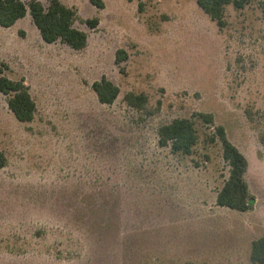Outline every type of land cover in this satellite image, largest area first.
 <instances>
[{"label":"rangeland","instance_id":"1","mask_svg":"<svg viewBox=\"0 0 264 264\" xmlns=\"http://www.w3.org/2000/svg\"><path fill=\"white\" fill-rule=\"evenodd\" d=\"M61 1L88 35L82 50L45 42L29 14L0 26V76L24 80L37 106L23 123L0 95V264H254L252 242L264 235V0L228 5L222 28L197 0H143V11L139 0ZM104 76L121 90L111 105L92 88ZM131 93L147 103L131 107ZM179 118L196 122L191 155L159 144L160 127ZM217 126L248 159V212L217 205L231 170L221 141L210 142Z\"/></svg>","mask_w":264,"mask_h":264},{"label":"trees","instance_id":"2","mask_svg":"<svg viewBox=\"0 0 264 264\" xmlns=\"http://www.w3.org/2000/svg\"><path fill=\"white\" fill-rule=\"evenodd\" d=\"M48 7L39 0H31L28 4L22 0H0V26L10 28L28 14L39 29L43 40L49 44L61 41L75 50H82L88 44V35L74 26L77 18L75 9L68 7L61 0H49ZM97 8H105L104 0H90ZM139 9L144 10L143 0H139ZM251 0H197L199 7L216 21L222 28L225 24V10L228 5L236 9H244ZM86 23L96 28L99 18L86 20ZM128 58L125 50L117 53V62L121 63ZM1 74V71H0ZM99 101L102 104H113L120 95V88L107 77L95 81L92 85ZM9 97L8 106L15 117L23 123L32 122L37 112L36 103L24 80L15 81L0 76V95ZM126 101L131 107L142 108L148 101L147 95L128 94ZM204 123L213 124L212 114L200 113L198 115ZM210 142L220 140L224 149V158L228 161L231 170L228 179L217 194V205L238 212H248L253 209L256 198L249 189L246 180L248 159L229 140L226 130L217 126ZM159 144L162 147L171 146L174 154L191 155L200 137L196 122L189 118H179L163 125L159 129ZM264 143V136L262 139ZM7 165V157L0 149V168ZM251 261L254 264H264V235L252 242Z\"/></svg>","mask_w":264,"mask_h":264}]
</instances>
